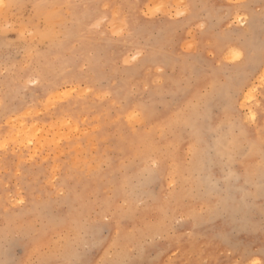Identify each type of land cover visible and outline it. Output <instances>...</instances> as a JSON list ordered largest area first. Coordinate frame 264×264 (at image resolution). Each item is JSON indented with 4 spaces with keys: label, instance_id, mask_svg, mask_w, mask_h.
Segmentation results:
<instances>
[{
    "label": "rangeland",
    "instance_id": "374dc122",
    "mask_svg": "<svg viewBox=\"0 0 264 264\" xmlns=\"http://www.w3.org/2000/svg\"><path fill=\"white\" fill-rule=\"evenodd\" d=\"M155 1L0 0V264H264V0Z\"/></svg>",
    "mask_w": 264,
    "mask_h": 264
},
{
    "label": "bare ground",
    "instance_id": "6f19581e",
    "mask_svg": "<svg viewBox=\"0 0 264 264\" xmlns=\"http://www.w3.org/2000/svg\"><path fill=\"white\" fill-rule=\"evenodd\" d=\"M156 1H157V0H156ZM156 1H155V2H156ZM163 1H165V0H163ZM167 1H170V0H167ZM171 1H172V0H171ZM157 2H158V1H157ZM157 2H156V3H157ZM160 2H162V1L159 0V3H160ZM165 2H166V1H165ZM5 3H6V2H5ZM153 3H154V2H153ZM159 3H158V4H159ZM162 3H163V2H162ZM158 4H157V5H158ZM165 4H167V2L164 3V4H161V5H159V6H160L161 8H166V5H165ZM163 5H164V6H163ZM154 6H155V4H154ZM162 6H163V7H162ZM155 7L158 8V6H155ZM160 7H159V8H160ZM161 8H160V9H161ZM177 8H178V7H177ZM166 9H167V8H166ZM163 11H164V10H163ZM166 12H167V11L165 10V13H166ZM70 14H71V13H70ZM246 18H247V17H246ZM254 18H256V17H254ZM57 21H58V20H57ZM239 21H240V20H239ZM100 22H101V21H100ZM114 22H115V21H114ZM115 23H116V22H115ZM115 23H113V24H115ZM44 29H45V28H44ZM36 34H37V33H36ZM46 36H47V35H46ZM50 36H51V35H50ZM53 36H54V34H53ZM51 41H52V40H51ZM52 42H53V41H52ZM52 42H51V43H52ZM207 43H208V42H207ZM256 44H257V43H256ZM184 45H185V44H184ZM188 47H189V46H188ZM234 47H235V46H234ZM192 48H193V47H192ZM231 49H232V48H231ZM231 49H229V51H231ZM233 49H234V48H233ZM234 50H235V49H234ZM238 50H239V49H238ZM238 50L236 49V51H238ZM240 52H241V51H240ZM230 53H231V52H230ZM226 54H229V52L226 53ZM226 54H225V55H226ZM236 55H237V54H236ZM233 56H235V55H233ZM226 57H227V56H226ZM240 58H241V57H240ZM234 60H235V59H234ZM234 60H233V61H234ZM239 61H240V60H239ZM253 69H254V67H253ZM262 76H263V75H262ZM263 77H264V76H263ZM258 78H259V77H258ZM172 81H173V80H172ZM211 86H212V85H211ZM242 86H243V85H242ZM216 87H217V86H216ZM209 90H210V89H209ZM206 91H207V89H206ZM224 91H225V90H224ZM71 92H72V91H71ZM218 92H219V91H218ZM58 93H60V92H58ZM58 93H57V94H58ZM55 94H56V93H55ZM60 94H61V93H60ZM60 94H59V95H60ZM63 94H64V93H63ZM65 94H66V93H65ZM68 94H69V93H68ZM66 95H67V94H66ZM194 95H195V94H194ZM196 95H197V94H196ZM245 96H246V95H245ZM49 97H50V94H49ZM49 97H48V98H49ZM51 97H52V96H51ZM63 97H64V96H63ZM65 97H66V96H65ZM99 97H100V96H99ZM194 97H195V96H194ZM247 97H248V96H247ZM54 98H55V96H54ZM56 98H57V96H56ZM60 98H61V97H60ZM49 99H50V98H49ZM47 100H48V99H47ZM53 100H54V99H53ZM60 100H61V99H60ZM50 101H51V100H49V102H48L49 104H50ZM244 101H245V100H244ZM248 102H249V101H248ZM48 103H47V104H48ZM53 103H54V102H53ZM47 104H46V105H47ZM49 104H48V105H49ZM52 105H53V104H52ZM49 107H50V105H49ZM212 107H213V106H212ZM45 109H46V108H45ZM189 109H190V108H189ZM38 110H39V109H38ZM23 112H25V111H23ZM23 112H22V115H25V116H26V114H23ZM37 112H39V111H37ZM37 112H36V113H37ZM36 113H34V114H36ZM249 113H250V112H249ZM27 114H28V113H27ZM20 115H21V114H20ZM149 115H150V114H149ZM255 115H256V114H255L253 111H251V116H252V117H255ZM200 116H203V115H200ZM251 116H250V118H251ZM15 117H16V116H15ZM20 117H21V116H20ZM62 117H63V116H62ZM198 118H199V117H198ZM198 118H197V119H198ZM8 119H9V118H8ZM13 119H14V118H13ZM18 119H19V118H18ZM202 119H203V118H202ZM253 120H254V119H253ZM9 121H10V120H9ZM18 121H19V120H17V123H19ZM20 121L22 122V120H20ZM61 121H62V120H61ZM35 122H36V120H35ZM59 122H60V121H59ZM65 122H66V121H65ZM70 122H71V121H70ZM252 122H253V121H252ZM8 123H9V122H8ZM37 123H38V122H37ZM189 123H190V122H189ZM19 124H20V123H19ZM22 124H23V122L20 124L21 127H22ZM29 124H32V123H29ZM29 124H28V126H29ZM35 124H36V123H35ZM35 124H34V126L32 125V126H33L32 128H34V129H36V130H31V132L29 133L31 136H34V133L37 131V129H39V127H38L39 125H38V126H35ZM66 124H67V123H66ZM16 125H17V124H16ZM58 125H60V124H58ZM68 125H69V124H67V126H68ZM25 126H26V123H25ZM28 126H27V127H28ZM40 126H41V124H40ZM60 126L62 127L63 124L60 125ZM60 126H58V128H59ZM184 126H185V125H184ZM17 127H18V126H17ZM17 127H16V128H17ZM27 127H26V128L24 127V128H25V131H26V129L28 130L29 127H28V128H27ZM36 127H37V128H36ZM41 127H42V129H39V130H44V129H45V128L43 129V127H44L43 125H42ZM41 127H40V128H41ZM52 127H53V126H52ZM61 127H60V128H61ZM69 127H71V125H70ZM75 127H76V126H75ZM193 127H194V126H193ZM196 127H197V126H196ZM216 127H217V126H216ZM10 128L12 129L11 126H10ZM10 128H9V129H10ZM62 128H63V127H62ZM67 128H68V127H67ZM9 129H8V130H9ZM19 129H20V128H19ZM62 130H63V129H62ZM68 130H70V132H71V130L73 131V128H72V129H71V128H70V129L68 128ZM17 131H18V130H17ZM32 131H33V132H32ZM34 131H35V132H34ZM56 131H58V130H56ZM56 131H55V133H56L55 135H57V137L59 138V136H61L59 133H61V132H60V131H59V132H56ZM23 132H24V129H23ZM42 132H43V131H42ZM5 133H7V132H5ZM13 133H16V132H13ZM13 133H12V136L14 137ZM17 133H21V132L18 131ZM24 133H25V132H24ZM39 133H40V131H39ZM57 133L59 134V136H58ZM213 133H214V132H213ZM26 134L29 135L28 133H26ZM40 134H41V133H40ZM40 134H39V135H40ZM17 135H18V134H16V136H17ZM21 135L23 136V134H21ZM21 135H19V136H20L21 138H23V139H22L23 141H24V139H25V142H26V141H27V142H28V141H31V140H29L28 138H26L25 136L22 137ZM24 135H25V134H24ZM30 135H29V136H30ZM3 136L5 137V135H3ZM10 136H11V135H10ZM29 136H28V137H29ZM31 136H30V138H31ZM35 136H37V135H35ZM177 136H178V135H177ZM7 137H8V136H7ZM13 137H12V138H13ZM39 137H40V136H39ZM39 137H38V138H39ZM41 137H43V139H45V138H44V135H42ZM41 137H40V138H41ZM54 137H56V136H54ZM188 137H189V136H188ZM10 138H11V137H10ZM14 138H15V137H14ZM40 138H39V141H40ZM16 139H17V138H16ZM27 139H28V140H27ZM41 139H42V138H41ZM17 140H18V139H17ZM34 140H35V139H34ZM34 140H33V141H34ZM37 140H38V139H37ZM37 140H36V142L38 143L39 141H37ZM46 140H47V138H46ZM56 140H58V139L56 138ZM1 141H2V139H1ZM5 141H6V143H7L6 138H5ZM33 141H32V143H33ZM53 141H55V139H54ZM3 142H4V141L0 142L1 145H3V144H2ZM20 142H21V141H20ZM8 143H9V141H8ZM15 143H16V142H15ZM21 143L23 144V142H21ZM34 143H35V141H34ZM233 143H234V142H233ZM9 144H10V143H9ZM13 144H14V143H13ZM18 144H19V143H18ZM18 144H17V145H18ZM234 144H235V143H234ZM1 145H0V148H1ZM4 145H5V144H4ZM6 145H7V144H6ZM6 145H5V146H6ZM26 145H28V144H26ZM26 145H25V146H26ZM29 145H30V144H29ZM31 145H32V144H31ZM33 145H35V144H33ZM38 145H40V144H38ZM5 146H4V147H5ZM14 146H16V145H14ZM21 146H22V145H21ZM23 146H24V144H23ZM40 146H41V145H40ZM42 146H43V144H42ZM34 147H35V146H34ZM34 147H33V149H35V148L38 149L37 147H35V148H34ZM38 147H39V146H38ZM2 148H3V147H2ZM39 148H40V147H39ZM41 148H42V147H41ZM36 149H35V150H36ZM38 150H39V149H38ZM38 150H37V151H38ZM123 151H124V150H123ZM199 151H200V150H199ZM203 152H204V151H203ZM203 152H202V153H203ZM32 154L34 155V151H33ZM32 154H31V155H32ZM33 155H32V156H33ZM197 156H198V155H197ZM198 157H200V155H199ZM117 159H118V158H117ZM196 159H197V158H196ZM160 160H161V159H160ZM197 163H198V161H197ZM247 163H248V162H247ZM200 164H201V163H200ZM197 165H198V164H197ZM256 263H257V262H256Z\"/></svg>",
    "mask_w": 264,
    "mask_h": 264
},
{
    "label": "snow or ice",
    "instance_id": "6c2138e0",
    "mask_svg": "<svg viewBox=\"0 0 264 264\" xmlns=\"http://www.w3.org/2000/svg\"><path fill=\"white\" fill-rule=\"evenodd\" d=\"M72 231L77 233V238L80 233H86L88 231V225L86 221H77L74 222ZM64 236H61V239H64ZM68 238L72 240L71 234H69ZM38 242V241H37ZM36 264H62L61 261L55 260V259H40L36 262ZM116 264H119V262H116Z\"/></svg>",
    "mask_w": 264,
    "mask_h": 264
}]
</instances>
